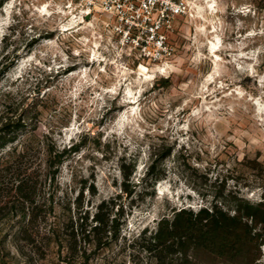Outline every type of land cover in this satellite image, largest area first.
<instances>
[{"label":"rangeland","instance_id":"obj_1","mask_svg":"<svg viewBox=\"0 0 264 264\" xmlns=\"http://www.w3.org/2000/svg\"><path fill=\"white\" fill-rule=\"evenodd\" d=\"M187 4L153 63L69 0H0V264H264L263 226L248 262L150 240L175 208L264 202V0ZM100 204L112 237L70 253Z\"/></svg>","mask_w":264,"mask_h":264},{"label":"trees","instance_id":"obj_2","mask_svg":"<svg viewBox=\"0 0 264 264\" xmlns=\"http://www.w3.org/2000/svg\"><path fill=\"white\" fill-rule=\"evenodd\" d=\"M12 139L4 137L1 140V147H4ZM72 144L69 150H75ZM103 203V201L101 202ZM89 209L74 219L72 224L78 228L70 234L71 240L67 246L68 250H78L77 239L92 241L96 244L111 238V232L106 234L104 225L108 221H115V217L102 211L101 204L95 206V213L92 216L93 224L89 223ZM264 229V202L257 204L245 201V205H237L234 208H221L213 206L203 207L194 212L185 207L173 209L170 217H163L158 220L157 226L151 235L153 245L159 251L175 250L179 255L196 257L205 253L223 258H241L248 262L256 256L259 250V227ZM118 226H115V235L119 233ZM105 238V239H104ZM152 243V242H151Z\"/></svg>","mask_w":264,"mask_h":264},{"label":"built area","instance_id":"obj_3","mask_svg":"<svg viewBox=\"0 0 264 264\" xmlns=\"http://www.w3.org/2000/svg\"><path fill=\"white\" fill-rule=\"evenodd\" d=\"M78 17L100 21L119 45L141 60L163 63L173 56L169 42L175 23L188 10L187 0H69Z\"/></svg>","mask_w":264,"mask_h":264}]
</instances>
